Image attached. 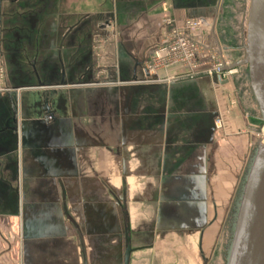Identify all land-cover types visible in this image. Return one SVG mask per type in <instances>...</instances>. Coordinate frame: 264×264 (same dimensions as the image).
<instances>
[{
  "label": "crops",
  "instance_id": "obj_1",
  "mask_svg": "<svg viewBox=\"0 0 264 264\" xmlns=\"http://www.w3.org/2000/svg\"><path fill=\"white\" fill-rule=\"evenodd\" d=\"M229 7L0 0L12 89L0 94V264H125L128 246L130 264H200L224 190L215 174L247 171L249 125L232 82H139L166 16L208 20L201 41L232 58ZM228 109L224 145L215 121Z\"/></svg>",
  "mask_w": 264,
  "mask_h": 264
},
{
  "label": "water",
  "instance_id": "obj_2",
  "mask_svg": "<svg viewBox=\"0 0 264 264\" xmlns=\"http://www.w3.org/2000/svg\"><path fill=\"white\" fill-rule=\"evenodd\" d=\"M245 58L250 86L264 120V0H250ZM128 246L125 264H130ZM227 264H264V143L258 145L246 171L232 221Z\"/></svg>",
  "mask_w": 264,
  "mask_h": 264
},
{
  "label": "rangeland",
  "instance_id": "obj_3",
  "mask_svg": "<svg viewBox=\"0 0 264 264\" xmlns=\"http://www.w3.org/2000/svg\"><path fill=\"white\" fill-rule=\"evenodd\" d=\"M249 3L250 0H230L229 9H231V23L228 27L231 28L228 32L233 34L234 43L227 46V48H229L232 57L228 59H230L233 66L241 63L245 58L244 48L246 44V34L245 38L243 39L244 32L240 33L239 29L241 28V21L242 23L245 22L244 24H242V28L247 25ZM235 69L238 73L232 79L231 90L236 96L235 98H233V100H231L230 106L232 110L237 109L238 111H240L242 113L243 119H245L246 121L247 126L249 125L248 130H246L248 132V169L253 155L257 149L255 143L252 142L251 132L256 135V139H261L260 136L262 135V132L264 130V122L260 119V111L251 90L248 68L246 66H243L237 67ZM233 101L236 102V105L234 106H232ZM229 114V109L227 110L226 114L222 112L223 119L221 128H216L217 138H219V142L224 145L225 143L226 145H228L224 138L229 139L235 134V131H232V133H228L226 119ZM251 127L259 130V132H261V135L255 132V129H251ZM234 169H237V171L234 172ZM245 175V166H242L241 168L233 167V172L227 174H215L216 183L221 184V182L223 181L224 190L223 188L220 189V191L218 190V188L216 189V194H219L218 196L219 198H221V204L218 207L219 216L211 227L212 231L210 232V237H208L206 240L204 251L202 253L200 252L198 255L200 264H227L232 221L238 201V195L243 185Z\"/></svg>",
  "mask_w": 264,
  "mask_h": 264
},
{
  "label": "built area",
  "instance_id": "obj_4",
  "mask_svg": "<svg viewBox=\"0 0 264 264\" xmlns=\"http://www.w3.org/2000/svg\"><path fill=\"white\" fill-rule=\"evenodd\" d=\"M211 23L202 18H188L183 24L166 16L161 22L160 44L155 49L147 64L148 77L140 84L171 82L189 79L208 78L220 84L232 82L238 73L231 61L220 49L205 45L201 37L211 35ZM172 68H187L188 72L177 77L160 79L157 73ZM7 70L4 63L3 47L0 40V94H10ZM21 91H17V94ZM236 102H232V106ZM222 113L216 118V128H221ZM260 144L264 143V134L260 136Z\"/></svg>",
  "mask_w": 264,
  "mask_h": 264
},
{
  "label": "bare ground",
  "instance_id": "obj_5",
  "mask_svg": "<svg viewBox=\"0 0 264 264\" xmlns=\"http://www.w3.org/2000/svg\"><path fill=\"white\" fill-rule=\"evenodd\" d=\"M262 133L264 134V131Z\"/></svg>",
  "mask_w": 264,
  "mask_h": 264
}]
</instances>
